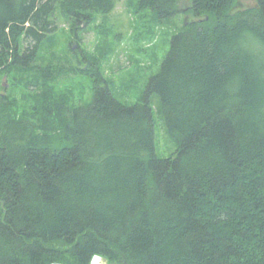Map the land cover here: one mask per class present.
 <instances>
[{"label":"trees","instance_id":"1","mask_svg":"<svg viewBox=\"0 0 264 264\" xmlns=\"http://www.w3.org/2000/svg\"><path fill=\"white\" fill-rule=\"evenodd\" d=\"M182 1L137 4L166 21ZM190 1L144 101L98 76L93 102L69 107L59 70L35 66L56 16L76 33L118 0H0V71L38 73L42 122L0 119V264H264V0Z\"/></svg>","mask_w":264,"mask_h":264},{"label":"rangeland","instance_id":"2","mask_svg":"<svg viewBox=\"0 0 264 264\" xmlns=\"http://www.w3.org/2000/svg\"><path fill=\"white\" fill-rule=\"evenodd\" d=\"M255 4V0H237L238 9ZM190 7L191 1L183 0L176 17L161 21L152 10H140L137 0H118L112 13H96L94 20L76 33L57 15L58 30L48 39L35 66L59 70L61 74L52 82L54 95L57 99L67 97L69 107L91 104L99 77L100 84L108 83L119 102L135 105L144 101L150 79L160 72L173 37L193 19ZM38 77L36 72L5 75L0 71L1 120L12 116L42 124L33 98L40 92V87L32 85ZM29 83L32 86L27 88ZM150 102L156 153L169 158L176 153L177 144L159 113V96L151 95Z\"/></svg>","mask_w":264,"mask_h":264},{"label":"built area","instance_id":"3","mask_svg":"<svg viewBox=\"0 0 264 264\" xmlns=\"http://www.w3.org/2000/svg\"><path fill=\"white\" fill-rule=\"evenodd\" d=\"M95 261H98V264H106V263H104V260L102 258H100V257H95L94 260H93V264H94Z\"/></svg>","mask_w":264,"mask_h":264},{"label":"bare ground","instance_id":"4","mask_svg":"<svg viewBox=\"0 0 264 264\" xmlns=\"http://www.w3.org/2000/svg\"><path fill=\"white\" fill-rule=\"evenodd\" d=\"M94 264H98V261H95Z\"/></svg>","mask_w":264,"mask_h":264}]
</instances>
